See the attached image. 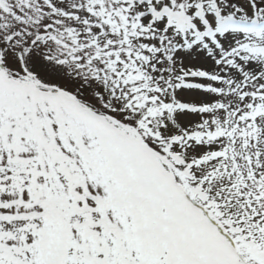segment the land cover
Here are the masks:
<instances>
[{"label": "snow or ice", "instance_id": "1", "mask_svg": "<svg viewBox=\"0 0 264 264\" xmlns=\"http://www.w3.org/2000/svg\"><path fill=\"white\" fill-rule=\"evenodd\" d=\"M0 264H264V0H0Z\"/></svg>", "mask_w": 264, "mask_h": 264}]
</instances>
